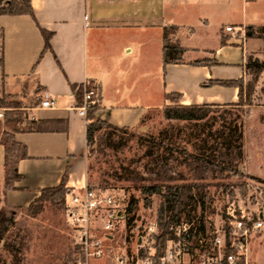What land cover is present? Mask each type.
Here are the masks:
<instances>
[{"label": "crops", "instance_id": "crops-1", "mask_svg": "<svg viewBox=\"0 0 264 264\" xmlns=\"http://www.w3.org/2000/svg\"><path fill=\"white\" fill-rule=\"evenodd\" d=\"M29 1L32 16L0 15V93L20 101L23 118L14 138L27 154L17 162L20 180L3 192L6 206L25 208L41 189L61 181L72 192L88 186L86 121L76 113L79 101L72 86L92 83L99 89L97 118L155 136L160 131L156 114L172 104L165 93L181 94V105L235 103L236 89L202 85L241 78L247 56L261 60L259 38L238 40L225 27H250L257 34L264 25V0ZM166 26L177 27L174 38L187 49L184 63L167 65L166 74L192 72L196 88L226 90L228 98L191 99L170 85L169 76L161 87L157 72ZM40 29L52 34L49 50L43 51ZM196 33H210L213 43L197 45ZM208 53L218 65L188 64ZM44 93L54 103L50 109L39 108ZM32 126L36 130L28 131Z\"/></svg>", "mask_w": 264, "mask_h": 264}, {"label": "rangeland", "instance_id": "rangeland-1", "mask_svg": "<svg viewBox=\"0 0 264 264\" xmlns=\"http://www.w3.org/2000/svg\"><path fill=\"white\" fill-rule=\"evenodd\" d=\"M212 37L210 33H196L192 41L202 46L206 43L212 44ZM205 39L210 41L204 42ZM252 44L257 46V42ZM260 45L263 46L262 41ZM254 49L257 51V47ZM199 59L211 64L215 61L209 53ZM261 60H263V53H261ZM216 73L229 74L225 70H217ZM157 74L162 88L166 76H169L170 85L173 88L182 89L191 99H197L200 95L209 97L220 94L222 98H228L229 95V91L226 90L220 92L196 88L193 85L195 74L192 72L174 71L166 74L164 70L163 75L160 62ZM241 78L244 86L251 79L248 74H243ZM4 95L6 94L0 93V97ZM3 110L0 108V114L4 112ZM27 114L30 115L28 112ZM156 115H158L156 118L160 130L170 127V132H166L169 134L168 138L160 148L162 152L160 158L150 149V144L159 146L156 141H153L154 139H151L157 138L159 133L155 136L149 134L141 136L129 129L123 133L113 132L109 137L103 138L102 146L98 150L94 147V153L91 155L87 153L86 156L89 186L107 189L115 194L122 207L127 209L131 204L133 210L131 215H127L125 229L121 236H115L111 243L114 252H120L119 247H121L130 255L141 241L144 248L140 251V255L144 257L154 252L152 246L159 233L156 221L160 197L143 193V186L153 184V174H151L153 165L158 160H163L176 172L175 181L163 184L182 182L203 184L204 204L202 206L199 202L195 205L194 211L190 213V222L194 224L200 217L203 218L204 244L208 246L213 238L223 236L222 229L226 225L232 231L228 222L233 218L243 216L245 220L251 222L260 221L261 229L249 235L247 261L248 264H264V71L258 77L248 99L243 96L241 101L237 98L232 104L218 103L205 118L190 115L183 120L168 124L164 114ZM6 117L18 118L20 121L23 114L17 110L7 111ZM153 117L155 118V115ZM17 128L20 129V124ZM15 133L1 115L0 209H7L8 216L12 219L11 225L14 228L11 226L8 232L19 234L22 240L21 264H71L77 252L74 250L72 233L61 210L50 204H44L42 212L36 218H31L24 213L23 207H10L2 202L3 192L12 189L19 181L8 180L3 168V144H9L12 148L13 141L17 143L14 138ZM158 141L161 142L160 139ZM229 144L237 146L241 153L238 164L230 171L226 163H220L217 160L218 152ZM182 148L191 154L213 159L211 170L206 178L195 180L189 159L183 161L179 155ZM14 149H18V145H15ZM251 177L258 178L261 182ZM152 224H154V230L148 233L147 228ZM210 255H212V247L206 254L196 251L192 261L187 253L182 254L181 259L184 264H197L199 259H206ZM0 264H13L9 252L2 247V244H0Z\"/></svg>", "mask_w": 264, "mask_h": 264}, {"label": "trees", "instance_id": "trees-1", "mask_svg": "<svg viewBox=\"0 0 264 264\" xmlns=\"http://www.w3.org/2000/svg\"><path fill=\"white\" fill-rule=\"evenodd\" d=\"M4 3V4H3ZM0 15H29L32 16V9L30 6L29 0H0ZM177 31L176 26H166L162 29V50H161V66L164 75L165 67L169 64H183L184 59L183 55L187 49L183 48L177 40L174 38V34ZM41 35L44 40L43 51L50 49V40L52 37L51 33L40 29ZM245 37L259 38L262 43V53L263 60H258L252 56H247L244 59L242 64L243 74H248L251 79L245 84H243V79L237 80H215L208 81L202 86L210 87L213 85H218L225 88H234L237 90L238 101H241L243 96L249 98L254 84L256 83L260 74L264 71V25L259 29L258 33L255 34L250 27L245 29ZM221 45L225 44V40L220 41ZM211 53V52H210ZM189 65L193 66H212L218 65L216 61L212 64L205 62L203 59H196L188 62ZM86 87L88 89H93L95 95L93 97L94 103L87 110L85 121V138H86V156L94 153L95 148H100L102 146V139L109 137L113 132L123 133L128 131L127 128H118L112 126L103 120L96 117V112L99 109V89L96 88L92 83H87ZM79 103L81 102L83 85L72 86ZM245 90V91H244ZM245 92V93H244ZM164 98L168 100L171 105L164 108V117L168 124L172 122H177L185 119L190 115H199L201 118L208 116L210 111L216 104H202V105H181L179 101L181 99V94L179 93H165ZM20 101L17 100L16 95L6 94L0 97V108L4 109L2 113L5 123H9L12 127V130L15 132L20 131L21 129L17 128V125L20 123L19 119H11L6 117L7 111H16L19 109ZM33 123V122H32ZM28 131L36 130V128L29 127ZM170 132V127L166 130L161 129L157 138H151L154 142L156 141L157 145L154 146L150 144V149L154 154H157L158 157L162 155L160 148L162 143L166 141L168 135L166 132ZM161 140V142L158 141ZM18 145V149H14V146ZM12 146V142H11ZM4 158H3V168L5 176L12 180H20V175L17 173V162L21 159L27 157L25 146L15 143L13 141V146L10 148L9 144H3ZM180 157L183 161L189 159V164L192 166L191 171L195 176V180L198 178L204 179L211 170V165L213 159L208 156H198L189 153L184 148L179 151ZM240 150L237 146L229 144L221 152L217 154V160L220 163H226L228 170H233L240 160ZM159 157V158H160ZM161 161V162H160ZM154 180L153 184L143 186V193L147 195H158L160 197V203L157 210V221L156 227L159 231L158 235L155 237L153 243V249L156 256L162 257L165 253L166 246L170 240L174 238L172 232L170 231V224H179L181 222L188 223L190 229L185 236L183 243V249L187 253L188 257L192 261L194 259L196 251H199L200 254H206L209 252L212 247L211 242L207 246L204 244L202 235L204 233V224L203 218L200 217L194 224L190 222L191 216L190 213L194 211V207L197 203L203 206V184L198 185L196 182H182L180 184H163L165 182L175 181V170L163 160H158L157 163H154L153 169L151 170ZM255 181L261 182L258 178H253ZM88 187L89 184H88ZM13 189V188H12ZM72 191L65 187L64 181H61L60 184L53 187H46L40 190V194L35 198L27 207L23 209L24 213L31 217L36 218L43 209L44 204H50L51 206L62 211L64 215L65 205L69 199ZM127 215H131L133 210L131 204H129L126 209ZM7 209H0V244L2 247L7 250L11 256L13 264H21V254H22V240L20 239L19 234L10 233L8 229L13 225L11 217L8 216ZM222 232L225 235V248L223 252L225 255L231 252L229 247L230 244V227L225 226L222 229ZM76 251V248L74 247ZM142 255V254H141ZM212 255H216V249H212ZM143 256V255H142ZM72 259L70 260V262Z\"/></svg>", "mask_w": 264, "mask_h": 264}, {"label": "built area", "instance_id": "built-area-1", "mask_svg": "<svg viewBox=\"0 0 264 264\" xmlns=\"http://www.w3.org/2000/svg\"><path fill=\"white\" fill-rule=\"evenodd\" d=\"M225 31L238 40L245 38V28L230 26L225 27ZM86 84H83L81 102L75 108L77 115L83 119L94 103L95 95V91L88 89ZM53 104L47 93H44L39 108L50 109ZM64 217L77 252L71 264H184L181 256L186 252L182 247L190 229L186 222L170 226L174 238L168 242L162 257L158 258L155 252L141 256L140 251L144 248L142 241L130 255L121 247L120 252H114L111 243L114 237L121 236L125 229L127 213L126 207H122L115 194L107 189L85 186L79 192H72L65 205ZM228 223L232 230L229 244L231 252L227 255L223 252L226 247L223 233V236H216L211 241L212 249H216V255L199 259L197 264H248L249 235L261 229L262 223L245 220L243 216L233 218ZM153 230L154 224L147 228L148 233Z\"/></svg>", "mask_w": 264, "mask_h": 264}]
</instances>
